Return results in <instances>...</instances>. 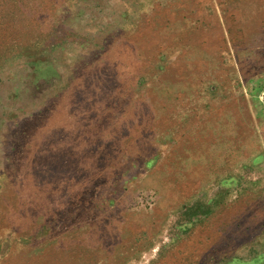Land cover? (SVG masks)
<instances>
[{
    "label": "rangeland",
    "instance_id": "obj_1",
    "mask_svg": "<svg viewBox=\"0 0 264 264\" xmlns=\"http://www.w3.org/2000/svg\"><path fill=\"white\" fill-rule=\"evenodd\" d=\"M0 264H264V0H0Z\"/></svg>",
    "mask_w": 264,
    "mask_h": 264
}]
</instances>
